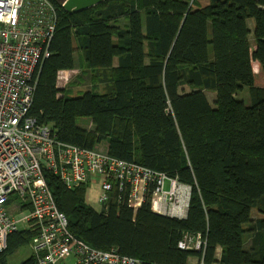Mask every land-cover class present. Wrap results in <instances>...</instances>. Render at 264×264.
<instances>
[{"label":"trees","instance_id":"trees-1","mask_svg":"<svg viewBox=\"0 0 264 264\" xmlns=\"http://www.w3.org/2000/svg\"><path fill=\"white\" fill-rule=\"evenodd\" d=\"M49 1L52 55L30 114L63 143H105L107 154L192 188L179 219L153 212L150 197L134 210L116 186L96 210L88 184L69 189L45 173L70 232L141 264H264V87L253 66L264 73V0H108L77 13ZM77 68L79 82L104 92L58 87L59 71ZM244 89L248 103L237 98ZM35 234H11L3 264ZM199 235L206 247H181ZM20 264L37 262L31 255Z\"/></svg>","mask_w":264,"mask_h":264},{"label":"built area","instance_id":"built-area-1","mask_svg":"<svg viewBox=\"0 0 264 264\" xmlns=\"http://www.w3.org/2000/svg\"><path fill=\"white\" fill-rule=\"evenodd\" d=\"M56 24L49 0H0V264L9 236L21 228L36 232L30 246L37 264H141L115 249L100 251L76 238L45 173L58 176L69 189L98 178L101 207L114 186L127 190L134 210L154 192L153 212L179 219L187 216L192 188L150 168L146 173L133 171L134 162L63 143L51 126L39 124L30 114L39 70L52 55ZM202 245L199 235L181 247L198 250Z\"/></svg>","mask_w":264,"mask_h":264},{"label":"rangeland","instance_id":"rangeland-1","mask_svg":"<svg viewBox=\"0 0 264 264\" xmlns=\"http://www.w3.org/2000/svg\"><path fill=\"white\" fill-rule=\"evenodd\" d=\"M252 26H254L253 22H252ZM76 56H78V54H76ZM78 59L80 60L79 56H78ZM253 66H254V70H255V74H256V78H257L256 84L259 87H264V73L262 72L260 64L258 62H254ZM80 73H81V71L78 68L71 70V71H61V73L58 75V87L65 88L68 86V84H71L67 87V90H69L73 94H75L77 92H81V91H83V93H84L87 89H92V88H97L96 91L98 93L104 92V85H101L98 88V84L96 86H93V83H89L87 81H86V83L85 82L84 83L79 82L78 79L81 76V75L79 76ZM77 76H79V77L77 78ZM249 97H250V95H249L248 89H244L242 92L237 94V98L243 99L246 103L249 102ZM91 122H92L91 119L88 117H80L77 119V124L84 127L86 130L90 128ZM105 148H106V144L101 143L100 145L96 146V148H93L92 150L99 152L96 154H99L103 157H108L107 152L105 151L106 150ZM135 164H137V165H131V169L133 171L142 172V173H146V171H149L148 168H144L145 166L140 165L138 163H135ZM138 165H140V166H138ZM141 166H143V167H141ZM99 185H100V180L98 178L91 179V181H89V183H88V189H87V195H86V202L90 206L95 208L96 210L101 209V205H99L97 203V201H99V198L101 196V190H100ZM165 192L169 193V192H171V190H168V191L165 190ZM154 195H155L154 192H152V194L150 196V201L152 203V206H153V196ZM136 201L142 202V198L137 197ZM144 201L146 202L147 198H145ZM153 209L156 210L155 205L153 206ZM254 215L256 217H259V216L262 217L261 215L258 214V211H256V210L254 211ZM201 238L203 240L202 236H201ZM201 244H202V242H201ZM204 244L206 247V241H203V245ZM203 245H202V247H203ZM184 247L187 248L186 245H184ZM195 247H197V242H196ZM200 249H198V250H200ZM220 252H221V250L219 248L217 250V253L220 254ZM31 253H33V250H32L30 243H29L28 245L21 247L20 249L15 251V253L10 255L8 257L7 262H8V264H20L21 262L28 259L32 255ZM192 261H193V263H197L196 259H192Z\"/></svg>","mask_w":264,"mask_h":264},{"label":"water","instance_id":"water-1","mask_svg":"<svg viewBox=\"0 0 264 264\" xmlns=\"http://www.w3.org/2000/svg\"><path fill=\"white\" fill-rule=\"evenodd\" d=\"M62 3L63 8L68 13H77L97 6L108 0H56Z\"/></svg>","mask_w":264,"mask_h":264},{"label":"crops","instance_id":"crops-1","mask_svg":"<svg viewBox=\"0 0 264 264\" xmlns=\"http://www.w3.org/2000/svg\"><path fill=\"white\" fill-rule=\"evenodd\" d=\"M35 235H36V234H35ZM33 238H34V237H33ZM33 238H32V239H33ZM30 243H31V242H30ZM31 254L34 255L33 253H31ZM34 257H35V256H34Z\"/></svg>","mask_w":264,"mask_h":264},{"label":"clouds","instance_id":"clouds-1","mask_svg":"<svg viewBox=\"0 0 264 264\" xmlns=\"http://www.w3.org/2000/svg\"><path fill=\"white\" fill-rule=\"evenodd\" d=\"M63 71V70H62ZM60 72V71H59Z\"/></svg>","mask_w":264,"mask_h":264}]
</instances>
